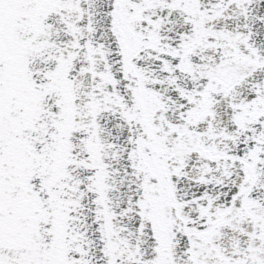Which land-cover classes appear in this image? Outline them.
Returning <instances> with one entry per match:
<instances>
[{
  "label": "snow or ice",
  "instance_id": "obj_1",
  "mask_svg": "<svg viewBox=\"0 0 264 264\" xmlns=\"http://www.w3.org/2000/svg\"><path fill=\"white\" fill-rule=\"evenodd\" d=\"M0 264H264V0H0Z\"/></svg>",
  "mask_w": 264,
  "mask_h": 264
}]
</instances>
